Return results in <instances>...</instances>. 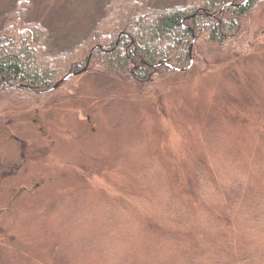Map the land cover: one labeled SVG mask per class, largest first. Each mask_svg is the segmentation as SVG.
Masks as SVG:
<instances>
[{
	"label": "rangeland",
	"instance_id": "1",
	"mask_svg": "<svg viewBox=\"0 0 264 264\" xmlns=\"http://www.w3.org/2000/svg\"><path fill=\"white\" fill-rule=\"evenodd\" d=\"M106 1L36 7L72 42ZM259 24L248 49L211 53L189 72L140 85L90 71L1 101L0 264H264V226L248 216L216 226L207 206L226 209L230 178L264 193V6ZM198 178L203 197L191 192ZM183 206L214 247L144 229L177 226Z\"/></svg>",
	"mask_w": 264,
	"mask_h": 264
},
{
	"label": "trees",
	"instance_id": "2",
	"mask_svg": "<svg viewBox=\"0 0 264 264\" xmlns=\"http://www.w3.org/2000/svg\"><path fill=\"white\" fill-rule=\"evenodd\" d=\"M36 2L9 0L0 9V102L21 93L41 96L58 84L62 88L87 67L88 72L140 85L189 72L191 58L198 65L214 52L234 55L237 49H248L247 39L259 28L264 6V0H107L85 33L66 42L42 15L46 11L37 10ZM198 181L191 192L197 185V195L203 197L205 186ZM241 183L230 178L222 199L225 210L207 205L216 226L230 229L241 216L264 226V193ZM200 202L197 213L202 215L206 203L203 198ZM174 213L172 223L177 226L147 220L144 229L196 252L214 247L216 239L208 231L188 225L194 210L190 213L183 206ZM184 215L189 217L184 220Z\"/></svg>",
	"mask_w": 264,
	"mask_h": 264
},
{
	"label": "water",
	"instance_id": "3",
	"mask_svg": "<svg viewBox=\"0 0 264 264\" xmlns=\"http://www.w3.org/2000/svg\"><path fill=\"white\" fill-rule=\"evenodd\" d=\"M194 42H195V40H193V44H194ZM192 65H193V59L191 58V66H192ZM159 66H161V64H159ZM165 66H166L169 70H173V69H175L174 66H172V65L169 64V63H165ZM191 66H190V67H191ZM86 71H87V68L84 69L82 72H80L79 75H80L81 73H85ZM73 76H74V74L68 76V77L66 78V81H68V80H69L71 77H73ZM59 85H60V84L54 86V87L50 90V92H53V91L57 90L58 87H59Z\"/></svg>",
	"mask_w": 264,
	"mask_h": 264
}]
</instances>
